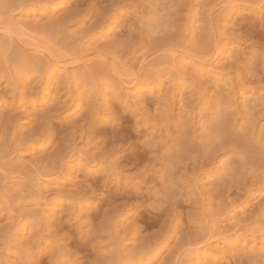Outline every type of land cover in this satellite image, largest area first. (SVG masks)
<instances>
[{"label":"rangeland","instance_id":"obj_1","mask_svg":"<svg viewBox=\"0 0 264 264\" xmlns=\"http://www.w3.org/2000/svg\"><path fill=\"white\" fill-rule=\"evenodd\" d=\"M0 264H264V0H0Z\"/></svg>","mask_w":264,"mask_h":264}]
</instances>
